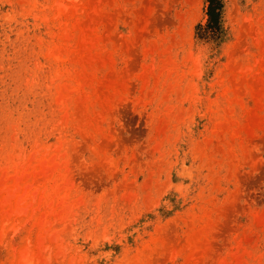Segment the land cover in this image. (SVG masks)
Here are the masks:
<instances>
[{"label":"rangeland","instance_id":"374dc122","mask_svg":"<svg viewBox=\"0 0 264 264\" xmlns=\"http://www.w3.org/2000/svg\"><path fill=\"white\" fill-rule=\"evenodd\" d=\"M218 1L210 24L208 0H83L87 72L54 0H0V199L11 166L36 187L0 207V264H264V0Z\"/></svg>","mask_w":264,"mask_h":264},{"label":"bare ground","instance_id":"6f19581e","mask_svg":"<svg viewBox=\"0 0 264 264\" xmlns=\"http://www.w3.org/2000/svg\"><path fill=\"white\" fill-rule=\"evenodd\" d=\"M55 3V9L57 11V15L55 14V19H56V24L53 23V26H57L60 30V32H62V35L65 39L67 40H71L74 39L76 41H78L79 43L83 42V41H87V47L81 51L82 55L83 53L87 52V61L84 63L85 65L82 66V68L87 71L90 72L91 69V62L98 60V61H106L108 59V54L106 52H103L98 45H94L95 41L94 39H92V35L91 32L89 34V27H83L79 26V25H75V23L72 22L71 19V14L73 13H77L80 10H82V8H80V5L83 4V0H74L72 1V4L70 6V9H65L62 8V6L60 5V2H57V0H54ZM60 11H63L62 17L61 14L59 13ZM68 11H70L69 13H67ZM88 16V15H87ZM93 27V26H91ZM94 29V28H93ZM70 30V31H69ZM70 32L71 35H68L67 32ZM88 31V33H87ZM96 40V39H95ZM54 48V46H52V49ZM78 52H80L78 50ZM70 55H72V52H69ZM84 55V54H83ZM49 61L52 62V65L54 67H58L61 64L66 65L67 63H70L69 60H60L59 56H54L53 52L49 53ZM83 58V57H82ZM85 59V56L84 58ZM63 62V63H62ZM247 71V70H246ZM261 71V72H260ZM259 72L262 74H264V68H262ZM262 74V75H263ZM252 75V74H251ZM255 77V76H254ZM261 78V77H260ZM263 79V78H261ZM84 84L81 83L80 84V90H82ZM65 90L64 86L62 85L59 86V90H58V95H57V102L60 104V100H61V94L63 93V91ZM247 92H249L252 97L254 96V93L252 92V89H248L246 90ZM224 98V99H223ZM238 96L236 94L235 89H233L232 87H230L228 89V96L225 97L224 95L222 96V115L220 116L221 118L219 119L220 122L219 124L222 123H226L229 125L231 121H232V117L234 116V114L232 113V111L234 112V109L236 107L232 106L234 104H236V102H234L235 99H237ZM239 102V100H238ZM64 103V100H63ZM62 105V104H61ZM59 108H62L63 106H61ZM64 105V104H63ZM218 119V118H217ZM59 148V147H58ZM56 148V150L58 149ZM48 151L46 149H41L38 152H31L28 156L27 159H31L32 157L36 156V158L39 161V168H41L42 170L45 169L47 163L46 162H51L53 161L55 158H58V151ZM30 164L25 162L24 165L16 167V166H11L7 172L5 173V175H7L8 179L7 181L9 182V187L11 188V192L8 193L9 189H5V194L4 196L0 199V207H6L5 212L8 213L9 216H21V217H26V192L27 190L29 191L31 188L34 187V191L36 190V187L34 185V182L32 179H28L26 178V173H27V169H29ZM45 184L42 185L39 189V196L37 198V204L35 205L37 208H41V207H46V206H50V203H48L45 199H44V192H45ZM11 195V196H10ZM35 203L34 199H32L30 201V203L27 204L33 206V204ZM260 224L263 223V221H259ZM9 254L11 256H13V254L16 252V246L13 242H11L9 244ZM23 249H19L17 250V253H19L20 257L23 258V255H25L26 253H24L22 251ZM25 259L23 258L22 260L19 261H24ZM235 264H238V261L235 262Z\"/></svg>","mask_w":264,"mask_h":264},{"label":"trees","instance_id":"16d2710c","mask_svg":"<svg viewBox=\"0 0 264 264\" xmlns=\"http://www.w3.org/2000/svg\"><path fill=\"white\" fill-rule=\"evenodd\" d=\"M208 3V17L210 19V24H214L218 21L221 10V4L218 0H208Z\"/></svg>","mask_w":264,"mask_h":264}]
</instances>
